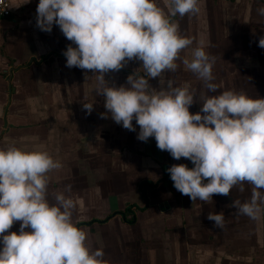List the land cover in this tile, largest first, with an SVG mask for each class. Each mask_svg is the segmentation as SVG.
<instances>
[{
    "label": "crops",
    "instance_id": "1",
    "mask_svg": "<svg viewBox=\"0 0 264 264\" xmlns=\"http://www.w3.org/2000/svg\"><path fill=\"white\" fill-rule=\"evenodd\" d=\"M38 3L11 0L10 15L0 21V148L47 152L60 162L48 174L49 202L55 204L61 192L75 202L73 223L88 233L93 251H104L106 264H264V213L253 221L230 207L235 199L248 200L251 187L194 203L171 178L162 179L173 164L194 165L159 150L154 137L138 140L135 120L136 131H129L110 114L101 118L107 110L104 96L96 94L98 74L66 67L63 52L71 42L57 25L50 33L36 26ZM155 3L181 36L193 40L181 51L176 71L162 77L195 92L191 113L200 111L204 95L218 94L208 93L182 63L197 46L215 57L212 82L220 91L264 98V49L258 46L264 16L257 13L264 0H199V13L184 17L169 15L170 0ZM134 72L149 79L150 92L159 91L160 78L147 77L142 61H129L105 79L126 86ZM84 103L94 104L90 115ZM209 212H223L222 229L207 219ZM19 228L16 222L8 231Z\"/></svg>",
    "mask_w": 264,
    "mask_h": 264
},
{
    "label": "clouds",
    "instance_id": "2",
    "mask_svg": "<svg viewBox=\"0 0 264 264\" xmlns=\"http://www.w3.org/2000/svg\"><path fill=\"white\" fill-rule=\"evenodd\" d=\"M200 11L199 0H170L169 15L180 17ZM264 16V6L257 8ZM36 26L50 33L59 26L71 42L63 52L66 67L98 74L97 95L117 124L136 131L137 139L154 137L156 146L175 160L167 169L174 188L194 203L212 201L214 195L228 196L234 188L251 196L230 207L238 216L258 221L264 213V98H252L233 90L220 91L213 83L215 57L202 46L192 49V58L182 60L186 70L204 82L200 111L189 87H174L164 81L166 71H176L182 50L193 44L179 33L155 0H39ZM72 45H75L73 47ZM258 46L264 49V37ZM132 60L142 61L146 76L159 77L161 88L150 92L149 79L136 72L127 85L110 86L105 74L120 71ZM166 85V86H165ZM90 115L94 104L84 103ZM47 152H26L15 146L0 148V264H106L102 249L92 250L88 233L72 220L75 202L61 192L48 199V174L61 168ZM207 181V183H205ZM71 190V185L66 186ZM214 227H224V214L209 212ZM20 222L19 232H9ZM31 229V231H26ZM8 233V234H5Z\"/></svg>",
    "mask_w": 264,
    "mask_h": 264
},
{
    "label": "built area",
    "instance_id": "3",
    "mask_svg": "<svg viewBox=\"0 0 264 264\" xmlns=\"http://www.w3.org/2000/svg\"><path fill=\"white\" fill-rule=\"evenodd\" d=\"M11 0H0V21L10 15Z\"/></svg>",
    "mask_w": 264,
    "mask_h": 264
},
{
    "label": "trees",
    "instance_id": "4",
    "mask_svg": "<svg viewBox=\"0 0 264 264\" xmlns=\"http://www.w3.org/2000/svg\"><path fill=\"white\" fill-rule=\"evenodd\" d=\"M166 178L170 179V174L167 171L164 170L163 171V175H162V179H166ZM128 211H129V208H128ZM126 212H127V209H126V211L123 214L125 215ZM132 218L130 219V221L133 220ZM98 221L102 222L104 220H98Z\"/></svg>",
    "mask_w": 264,
    "mask_h": 264
}]
</instances>
